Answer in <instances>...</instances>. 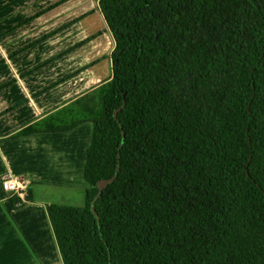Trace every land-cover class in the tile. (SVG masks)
I'll use <instances>...</instances> for the list:
<instances>
[{
	"label": "trees",
	"instance_id": "1",
	"mask_svg": "<svg viewBox=\"0 0 264 264\" xmlns=\"http://www.w3.org/2000/svg\"><path fill=\"white\" fill-rule=\"evenodd\" d=\"M94 1L111 79L15 134L93 124L63 264H264V0Z\"/></svg>",
	"mask_w": 264,
	"mask_h": 264
},
{
	"label": "crops",
	"instance_id": "2",
	"mask_svg": "<svg viewBox=\"0 0 264 264\" xmlns=\"http://www.w3.org/2000/svg\"><path fill=\"white\" fill-rule=\"evenodd\" d=\"M112 50L94 0H0V264H63L46 205L85 204L93 124L15 134L110 80ZM7 178L33 201L14 208Z\"/></svg>",
	"mask_w": 264,
	"mask_h": 264
},
{
	"label": "built area",
	"instance_id": "3",
	"mask_svg": "<svg viewBox=\"0 0 264 264\" xmlns=\"http://www.w3.org/2000/svg\"><path fill=\"white\" fill-rule=\"evenodd\" d=\"M2 188L4 191L24 199L29 188L27 181L18 178H7L2 181Z\"/></svg>",
	"mask_w": 264,
	"mask_h": 264
},
{
	"label": "water",
	"instance_id": "4",
	"mask_svg": "<svg viewBox=\"0 0 264 264\" xmlns=\"http://www.w3.org/2000/svg\"><path fill=\"white\" fill-rule=\"evenodd\" d=\"M117 112H118V111H115V117H117ZM115 178H116V175H115L114 177L108 179V180H100V181L98 182V184H97L98 189H99V193H102L103 190L106 189L107 186H108L109 184H111V183L115 180Z\"/></svg>",
	"mask_w": 264,
	"mask_h": 264
},
{
	"label": "rangeland",
	"instance_id": "5",
	"mask_svg": "<svg viewBox=\"0 0 264 264\" xmlns=\"http://www.w3.org/2000/svg\"><path fill=\"white\" fill-rule=\"evenodd\" d=\"M83 205H84V204H83ZM83 205H82V206H83ZM82 206H75V207H82Z\"/></svg>",
	"mask_w": 264,
	"mask_h": 264
}]
</instances>
